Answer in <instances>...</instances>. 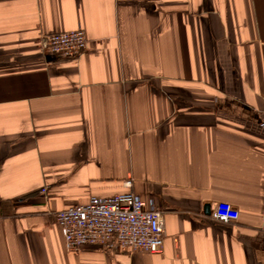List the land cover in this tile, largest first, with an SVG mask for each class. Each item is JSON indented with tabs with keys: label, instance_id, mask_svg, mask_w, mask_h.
Listing matches in <instances>:
<instances>
[{
	"label": "crops",
	"instance_id": "0c3cea01",
	"mask_svg": "<svg viewBox=\"0 0 264 264\" xmlns=\"http://www.w3.org/2000/svg\"><path fill=\"white\" fill-rule=\"evenodd\" d=\"M130 179L160 254L67 251L55 212ZM0 264H264V0H0Z\"/></svg>",
	"mask_w": 264,
	"mask_h": 264
},
{
	"label": "built area",
	"instance_id": "2783aa9c",
	"mask_svg": "<svg viewBox=\"0 0 264 264\" xmlns=\"http://www.w3.org/2000/svg\"><path fill=\"white\" fill-rule=\"evenodd\" d=\"M39 38L41 51L67 59L83 54L88 47V37L80 28L45 33ZM131 185L130 179L124 182L127 191L92 196L86 202L55 212L67 251L78 253L85 247L98 246L160 254L164 244L163 212L148 208L145 201L130 190ZM210 214L213 220L222 223L239 217L237 209L226 201L217 203Z\"/></svg>",
	"mask_w": 264,
	"mask_h": 264
}]
</instances>
